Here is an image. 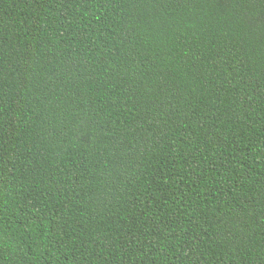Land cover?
Here are the masks:
<instances>
[{"label": "trees", "instance_id": "trees-1", "mask_svg": "<svg viewBox=\"0 0 264 264\" xmlns=\"http://www.w3.org/2000/svg\"><path fill=\"white\" fill-rule=\"evenodd\" d=\"M0 264H264V0H0Z\"/></svg>", "mask_w": 264, "mask_h": 264}]
</instances>
